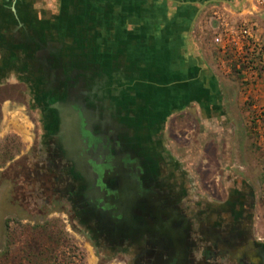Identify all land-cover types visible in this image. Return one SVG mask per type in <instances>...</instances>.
<instances>
[{
    "label": "flooded vegetation",
    "instance_id": "obj_1",
    "mask_svg": "<svg viewBox=\"0 0 264 264\" xmlns=\"http://www.w3.org/2000/svg\"><path fill=\"white\" fill-rule=\"evenodd\" d=\"M64 1L60 0V19L41 25L16 16L21 6L17 3L27 0L0 7L17 20L8 27L7 37L18 51L14 66H0V89L23 86L24 106L31 108L30 117L36 121L27 159L36 162L31 174L43 177L40 194L50 191L44 198L46 208L60 203L84 244L103 255L118 254L124 264H223L226 256L235 264L234 251L242 244L264 257L245 213L225 217V198L218 202L187 198L185 186L176 179L175 164L169 165L165 149L157 144L172 109L179 115L188 108L186 117L196 120H190L194 126L195 100H202L200 110L208 115L224 110L216 102L220 91L214 76L193 49L191 36L197 14L209 4L234 6L247 0H188L182 20L168 19L163 11L153 20L141 15L143 21L131 24L140 29L136 31L121 16H115L118 23L116 13L109 11L105 32L100 20L105 22L106 16L93 12L80 19L70 9L75 0ZM174 2L179 7L178 0ZM140 9L144 12L143 5ZM162 22L177 28L170 25L158 36L156 25ZM147 27L150 33H143ZM176 33L179 38H171ZM107 41L114 48L104 56L100 51ZM219 117L217 126L224 129L231 121L224 119L226 113ZM37 121L44 123V130ZM212 147L204 160L209 170L216 164L225 189V143L221 152L218 145ZM241 195L229 198L239 205ZM242 254L246 257V250L235 261Z\"/></svg>",
    "mask_w": 264,
    "mask_h": 264
},
{
    "label": "rangeland",
    "instance_id": "obj_2",
    "mask_svg": "<svg viewBox=\"0 0 264 264\" xmlns=\"http://www.w3.org/2000/svg\"><path fill=\"white\" fill-rule=\"evenodd\" d=\"M10 1H8L9 4L4 2L6 5L0 4V7L10 8ZM27 1L17 3V6L21 4L17 10L20 14L14 8L16 16L21 17L25 23L41 25L55 23L60 19V0ZM174 1L177 0L167 2L164 0H148V2L142 0H80L79 2L75 0V4L70 9L75 11L80 19L93 12L101 17L106 16L105 22L100 20L105 27L102 28L101 25V32H105L110 23L106 22L107 18L110 19L109 11L116 13L113 18L117 21L115 16H121L126 25H131L133 21L136 23L143 21L140 14L143 10L140 9L142 5L144 9H151L153 14H157L165 8L175 7ZM178 2L189 7L188 0H178ZM247 2L251 10L248 9V13L253 11L256 15L264 12V9L254 7L256 0H247ZM206 8L210 10L200 17L202 25H196L194 28L196 34L194 39L199 45L197 48L199 59L214 76L215 87L220 91L216 102L222 105L224 110L208 115L204 110H200L199 106L203 103L198 102L202 100H195V104L192 103V105L198 110L194 113L197 118V126H194L190 121L193 119L186 117L190 116L188 108H185L188 111L183 110L179 115L174 113L175 109H172L173 114L166 119L165 126L158 132L160 135L163 133V139L160 140L159 137L157 144L161 150L165 149L169 165L174 167L173 164H175L173 170L176 173V179L181 180L185 186L187 198L198 197L200 200L203 197L208 202L213 200L218 202L225 198V217L232 218L233 214L245 213L247 227L264 248V93L255 91L261 85L258 83L249 85L245 80L249 70L248 64L230 50L226 54L225 48L217 40L225 29V3H211ZM213 10H217L220 15ZM78 18H75L74 22L79 21ZM148 18L153 20L160 17L153 15ZM168 19L174 20V17H168ZM16 22L15 17L10 16L9 10H0V66L5 68L15 65L14 57L18 51L10 43L8 27ZM243 25L249 26L244 22L235 24V26ZM122 32L125 33V29H122ZM108 35L106 32L105 36ZM112 43L111 41L103 42L100 54L102 52L105 56V51H111L114 48ZM258 71L259 75L264 72V62H260ZM8 73L11 72L8 71ZM23 92L22 85H6L0 89V123L3 118L5 129L20 127L24 123L21 117L25 111L31 116V108L28 111L24 106V102L27 103V101ZM2 94L6 96L5 102H2ZM203 98V100L206 99ZM222 113H226L224 119L231 121L225 123L224 129L218 127L215 121L222 119L219 117ZM212 114L213 118L209 117ZM31 126L33 131L34 124ZM196 131L199 134L195 139L193 135H196ZM224 143L225 189L221 183L223 179L217 173L216 164L213 163L211 166L213 170H209L208 161L204 160L207 151L212 150V146L218 145L221 152ZM25 146L21 136L15 131L9 132L0 140V264H124L122 257L118 254L103 255L104 251H95L84 244L79 237L81 235L78 232L75 233L70 226L67 210L60 203L49 209L46 208L44 198H47L50 191L43 192L45 195L40 194L44 185L43 182L41 183L43 177L31 174L30 171L35 170L36 162L28 161L27 153L30 150L21 151ZM211 171L212 174H210ZM212 181L215 185H208ZM238 192L242 194L239 205L237 201L229 198ZM225 233L233 238L231 231L225 230ZM242 249L246 250V257L242 254L239 262L235 261L241 256ZM247 249L246 244L239 245L235 249L234 252L237 255L233 260L235 264H264L263 256L257 251ZM223 264H231L227 256Z\"/></svg>",
    "mask_w": 264,
    "mask_h": 264
},
{
    "label": "crops",
    "instance_id": "obj_3",
    "mask_svg": "<svg viewBox=\"0 0 264 264\" xmlns=\"http://www.w3.org/2000/svg\"><path fill=\"white\" fill-rule=\"evenodd\" d=\"M165 2H167L166 0H164ZM235 1H238V0H235ZM184 4L180 3L179 2V7H172L171 9H163V13L162 15L164 14L165 16H168V17H174V19L177 17V16H181L179 17V19H183V14H185L186 12H188V8L183 6ZM248 9L250 10V8H248V2L246 1L243 5H230L228 3H225V29L226 28H229V24H232L231 27L235 28V24H237L238 22H244V24H247L249 25V27L252 28L253 30V33L255 34V36L257 38H259L263 45H264V12L260 13V14H256L252 11L251 13H248ZM208 10H210V8H205L204 10H202L199 14H197V19L195 21V27L196 25H202V20L200 17H202V15L204 14H207ZM251 11V10H250ZM214 13L216 14H219L217 10H213ZM40 14V13H39ZM141 15H145V16H153L154 14L151 12V9H144V12H141ZM163 15V16H164ZM185 16V15H184ZM176 20V19H175ZM204 21H206V19L204 18ZM235 21H238V22H235ZM165 22H162V24H157V30L156 33L157 35L159 36L160 32H164V31H167L169 29V26H174L176 24L170 22L168 24V26L166 27L164 25ZM193 25V23H191ZM134 27L136 29H134ZM155 26H153V29H154ZM176 26H174L173 28H175ZM194 27V28H195ZM131 28L133 29V31H136V30H140L137 26H134V25H131ZM177 28V27H176ZM232 28V29H233ZM173 30V29H171ZM145 31H147V33H150V29L149 27H147L146 29H144L142 32L144 33ZM175 31V29L173 30ZM132 32V31H131ZM171 32V31H170ZM148 35V34H146ZM173 37V39H178L179 36H177V33L173 36H171V38ZM193 37L192 38V43H193V49L196 50V48H199V45H197V41L194 39L196 38V34L195 32L193 33V35L191 36ZM191 37L188 38L189 41H191ZM181 39V38H180ZM231 51L233 52L232 48L229 47L228 50L225 49V53H229L228 51ZM197 54L199 56V51L197 50ZM225 54V63L227 62V56ZM195 55V53H194ZM197 56V57H198ZM236 56V55H235ZM258 85H261V87H258L257 92H259L260 94L264 93V72L261 73L259 75V79L257 81ZM257 85V84H256ZM24 117V118H23ZM23 117H21L24 121L23 124H21L20 127H16L15 128H10V129H5V127L3 126V118L1 119V123H0V140L5 138L6 135L11 132V131H15L17 132L20 136H21V141L23 142L25 146V148L23 150H21L22 152H27V150L30 149V146H31V143H32V140H33V137H34V132L32 131V126L34 124V126H36V121L31 119L28 112L25 111L23 112ZM39 122V130H44L43 126L42 127V123L41 121H37Z\"/></svg>",
    "mask_w": 264,
    "mask_h": 264
},
{
    "label": "built area",
    "instance_id": "obj_4",
    "mask_svg": "<svg viewBox=\"0 0 264 264\" xmlns=\"http://www.w3.org/2000/svg\"><path fill=\"white\" fill-rule=\"evenodd\" d=\"M255 8L264 9V0H256ZM224 29L223 33L217 38L222 47L228 50L232 48L233 52L239 58L248 64L247 77L249 85H256L259 78L258 65L264 62V45L262 41L255 36L249 26H236Z\"/></svg>",
    "mask_w": 264,
    "mask_h": 264
}]
</instances>
